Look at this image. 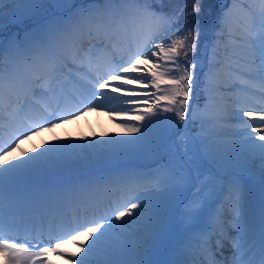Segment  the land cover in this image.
I'll list each match as a JSON object with an SVG mask.
<instances>
[{
  "label": "snow or ice",
  "instance_id": "6c2138e0",
  "mask_svg": "<svg viewBox=\"0 0 264 264\" xmlns=\"http://www.w3.org/2000/svg\"><path fill=\"white\" fill-rule=\"evenodd\" d=\"M189 2L193 7L188 15L199 14L200 0ZM239 2L232 0L220 17L206 91H246L258 84L264 98V0L259 9L250 5L244 16L236 17ZM75 3L0 0V33L6 20L20 27L31 22L22 37L13 34L5 40L0 36V113L8 109L9 116L7 132L0 124V254L5 264H52L49 253L64 256L71 264H193L189 257L194 252L210 251L207 239L189 237L178 242L172 249L176 259L153 258L179 229L188 236L212 202L211 181L193 175L190 158H185L189 144L222 167L258 171L264 184V104L248 111L242 105L237 116L207 110V105L198 113L190 104L200 65L194 55L189 57L198 51L202 28L199 21L195 31L179 26L184 8L171 14L157 12L153 5H162L163 0H89L78 8ZM49 6L56 13H50ZM128 32L139 36L134 50L127 52L126 59L109 55L120 46L119 37ZM94 50L106 53L102 67ZM69 61L84 74L62 78ZM117 81L123 82L107 91ZM144 81L142 95L137 90L127 97L116 95ZM149 87L155 91H147ZM111 99L135 106L127 109L137 112L132 122H122L127 137L113 135L87 143L57 140L31 153L21 152L11 161L5 159L20 147L21 140L85 111L108 107L104 101ZM186 120L198 123L200 131L207 125L209 134L185 139L184 155H173L168 141L173 129L183 127ZM231 120L236 123L223 130L220 122ZM219 136L233 139L221 142L216 139ZM91 152H149L156 166L115 178L92 175L88 170ZM225 154L227 161L218 159ZM73 170L78 175L58 182L49 179ZM239 174L233 172L230 181L234 195L228 224L237 233L230 264H264V200L257 231L246 212ZM184 187L195 189L192 197L175 202L172 194ZM65 207L75 211L68 214ZM39 209L44 212L37 227ZM21 239L23 244L13 242ZM66 242L80 251L69 253L63 248ZM210 264L229 262L226 258L216 261L213 254Z\"/></svg>",
  "mask_w": 264,
  "mask_h": 264
},
{
  "label": "bare ground",
  "instance_id": "6f19581e",
  "mask_svg": "<svg viewBox=\"0 0 264 264\" xmlns=\"http://www.w3.org/2000/svg\"><path fill=\"white\" fill-rule=\"evenodd\" d=\"M89 3V0H76V3L74 4V8L81 7L82 5L86 6ZM50 6L49 7V12L52 10L50 13H56V9ZM6 23V29H10L13 27L12 31H15L20 28V26L16 25H8L7 20L5 21ZM31 27V22L25 23L23 28L21 30H18L17 32H7L8 30L5 31V33H0V36H3L5 40H7L9 37H11L13 34L17 33L19 34L20 37L23 36L24 31L29 29ZM134 37L135 39H138L139 37L133 36L130 32L124 33L119 37L120 39H125L128 38L129 41L132 40ZM120 46L114 50L108 53L109 55L113 56H123L125 59L127 58V52L130 50L128 48V44L122 43L119 44ZM85 47H87V44H85ZM106 59V53L103 50H98V56L96 57L97 62L100 64V66H103L104 60ZM77 63H79V60H77ZM70 68L69 63H67V66L62 69L61 76L63 78L64 75H68V70ZM83 72H78L77 70V77L83 75ZM135 75V74H134ZM70 79V77H69ZM123 81H117L113 85H111L107 91L112 92L113 89L117 86H119ZM144 83H147V81H144L141 84L137 85H131L129 88L122 90L119 93H116V95L119 96H125L127 97L129 92L132 90H137L138 95H142L144 89ZM255 87H259L258 84H254L252 87H249L246 89V91H242L241 89L239 90L240 92H237L239 95H246L251 99L250 104L245 102L243 99L238 102L239 104L236 105V107L232 111H228L227 109H223L222 106L218 107L214 111H220L221 114L224 116H237L239 115V109L242 105L245 106V111L248 110H253V107H255V104L258 102L262 101V96L260 93L253 94L247 90H252ZM239 89V88H237ZM147 91H155V89L149 87L146 89ZM224 93V92H223ZM231 101L230 99L226 100L227 105ZM105 104L108 105V107L105 108H94L92 111H85L82 115H78L75 119H65L63 123H57L55 127H52L51 130L48 129L46 126L43 131L39 133V135H32L28 139H23L20 142V147L17 148L15 151H13L8 157H5V159H8L11 161L13 157H20L21 152L24 153H31L33 149L39 150L42 145L46 146V142H56L57 140H73V141H78L80 143H87L89 140H96L97 138L102 139V140H107L110 136H117V137H127L129 134L125 133L124 128L122 126L123 121H128L132 122L133 117L137 114V112L134 111H127L128 108H133L135 106L132 105H123L122 101H118L115 99L111 100H106L104 101ZM141 110H143V107H141ZM226 110V111H225ZM115 117V118H113ZM245 119H248L245 117ZM9 123V116H8V109H5L2 113H0V124H3L4 131L7 132L8 128L7 125ZM221 124H223L224 128L223 130H228V124H235V120L231 121H221ZM253 127H256V125H253ZM216 130H222L217 128ZM205 132L209 134L208 126H205ZM216 139H218L221 142L228 141L233 139L231 136H219ZM223 151V149H222ZM102 155H107L106 158H102ZM91 156V161H93L92 168L89 170V172L92 175H99V176H107L111 178H115L120 174L127 173V172H139L141 170L149 171L152 168L155 167H148V168H137L130 163H128V159L124 156L122 157L120 154L117 153H90ZM22 158V157H21ZM144 171V172H145ZM77 173L75 170H73L69 175H76ZM68 175V176H69ZM55 178H62V176H52L49 179L53 182H58L55 181ZM64 179V178H63ZM62 180V179H61ZM59 180V181H61ZM220 189V193H216L214 195L215 198H218V200H214L212 198V202L210 205V213H213L216 215V219L214 220H220L223 219L225 221H229L230 218L227 216L226 218L222 217L221 213L222 212L220 209V204H226L229 207V210H232V205L229 203V200L227 198V195L232 193L231 191V184H229V187ZM246 201H247V206H246V212L248 213V218L250 220H254L257 215H260V208H261V202L264 200V191L260 192L259 188L257 189H251V195L250 196H245ZM218 201V202H217ZM64 211L67 212L68 214H71L75 209L73 207H65ZM44 212L43 209L37 210L36 214V225L39 227L40 224V219H41V214ZM44 224L45 227L47 226V219H44ZM221 230L220 227H217ZM230 230L233 231L230 226H224L223 228V236L218 237L217 241L220 242V245L223 243H231L233 245L234 238L236 237L234 233H229L226 231ZM208 234H212L211 230L207 231ZM235 232V231H233ZM214 234V231H213ZM23 235V233L21 234ZM81 240H85L86 238L81 236ZM207 239V238H206ZM20 244H23L22 239L19 241ZM230 245V249L227 250L226 248L225 252H222L223 258H226V253H230V257L226 258L227 261L231 262L233 258V252L234 249ZM64 249H67L69 253L72 252H79V248L75 244L71 243H65L63 245ZM176 256V255H175ZM194 256L192 255L189 257V260L193 262V264H196L197 259H192ZM52 262V264H71V261L64 256L58 255L57 253H53L49 258H47ZM198 262L200 260H197ZM212 261V260H211ZM216 261H219L218 259ZM202 264V262H199ZM0 264H5V262H1ZM204 264V263H203Z\"/></svg>",
  "mask_w": 264,
  "mask_h": 264
},
{
  "label": "rangeland",
  "instance_id": "374dc122",
  "mask_svg": "<svg viewBox=\"0 0 264 264\" xmlns=\"http://www.w3.org/2000/svg\"><path fill=\"white\" fill-rule=\"evenodd\" d=\"M185 4H187L186 8H185ZM207 4H208L207 8H205L204 10H201L199 14H196L193 16L188 15V13H190L192 10V8H190L191 3L189 2V0H163L162 5L156 4L158 6H161L162 9H164L165 14H171L173 12L178 11L181 8H184V12L180 15V19H179V26H181V27L187 26L188 28H191L193 31H195L196 23H197V21H199L200 27L202 28V34H201L200 39L198 41L197 48H198V51H200V45L203 42V45H202L203 56H198L196 58V61H198L199 65H200L196 69V72L198 74V76H197V87H198L200 80L202 79V76H200V73L203 71V69L206 65L207 55H209L211 57V52L213 50V44H212L213 40L210 38L211 32H212V30H217V29L220 30V17H221V15H222V13L226 7L232 6V0H207ZM250 5L256 9H259L261 7L260 0H240L239 7L235 10V16L236 17L244 16L245 15L244 10L248 9L247 6H250ZM51 11L52 10H50V12ZM26 22L29 23L30 21H26ZM12 29H13V27L11 28V30ZM3 33H5V32H3ZM208 34H209L210 39L207 41L206 38L208 37L207 36ZM206 41H207V45H206ZM203 80L205 83V87L203 86L201 89H204L205 91H202V95L204 96L207 94L204 104H202L201 108L198 107L201 104L197 105V102L195 101V99H196L195 95L196 94L194 95L192 100H190V104L197 109L198 113L201 110H205L206 104L208 102H209V104L207 105V110H211V109L215 110L216 108L221 106V103H219V101H217L218 103L216 102L217 99L216 100L208 99L210 96H213V95L216 96V94L211 93L209 91H206V89L208 88L207 78L205 76H203ZM194 93H195V88H194ZM209 93H211V94H209ZM198 94H200V91L197 93V95ZM210 103H212V105ZM177 128L178 129L180 128V129L172 136V138L170 140V142H175L174 145L170 146V151L173 155H176L177 153H179V156L184 155L185 146H184L183 141L185 139H187L188 141H191L192 138H194V137L208 135V133H206L205 130L200 131L198 123H188L187 120L184 122L183 127H177ZM196 128H198V130H196ZM189 148L191 150L188 152V156L185 158L186 159L190 158L191 167L193 169V175L199 174L202 177V179H204L206 181L210 180L211 183H213L214 180H216L217 178H220V175H223V177L226 178V176L230 175L231 171H235V169H232L230 167H222L220 164L217 163L216 159H213L212 157L205 158L201 154L200 151H196L193 148L191 143L189 144ZM117 154H120L122 157L125 156L126 158H129V159H132V158L138 159V160L146 159L147 161L144 160L143 162H145L147 164L153 162V159H154V157L149 152H145L143 154H140L137 152H127V153H117ZM101 157L106 158L107 155H102ZM218 159H222V160L227 161L228 157L225 154L221 157H218ZM199 160H207V161L211 160L212 162H214L216 164L217 172L213 168L209 174L202 173L200 170L199 162H198ZM92 164H93V161H91L89 166H92ZM65 174H68V173L66 172ZM247 174L253 178H256V183L258 184V188H259L260 192H263L264 191V184H261L262 182H261L259 172L258 171L254 172V173L247 172ZM184 188H188V194H186L185 196L182 195V193H184V192L181 193L180 191L177 195L176 194L173 195L174 193L172 194L175 202L178 203L181 200L189 199L192 197V194L195 191V189L189 188V187H184ZM212 190H213V193L215 194L216 189L212 187ZM213 197H214V195H213ZM205 216H206V212L204 213V216L199 223H201L204 220ZM197 229H198V225L195 227L194 230H192L188 234H194ZM176 233H177V238L174 239L175 234H172V236L169 239L170 243L167 245V242H166L163 245V247L161 248V250L159 251V254L155 255L153 258L158 259L157 257L160 255L162 260H164L162 256H167V255H169L170 252H171V256L173 255L172 249L177 246L176 242L181 238V235H184V229L181 228ZM169 245H171V246L173 245V248L171 250H170Z\"/></svg>",
  "mask_w": 264,
  "mask_h": 264
}]
</instances>
